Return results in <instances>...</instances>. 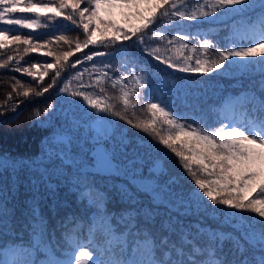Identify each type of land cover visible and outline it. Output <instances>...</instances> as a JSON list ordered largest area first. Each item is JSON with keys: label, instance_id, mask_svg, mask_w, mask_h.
<instances>
[{"label": "snow or ice", "instance_id": "6c2138e0", "mask_svg": "<svg viewBox=\"0 0 264 264\" xmlns=\"http://www.w3.org/2000/svg\"><path fill=\"white\" fill-rule=\"evenodd\" d=\"M65 22L84 39L55 34ZM41 29L53 30L47 40ZM10 44L16 53L0 69L12 62L39 88L16 80V96L41 97L65 69L75 71L43 113L34 111L29 126L45 132L39 151H0V178L11 181L0 183V264H264V0H0V50ZM43 49L51 63L20 66ZM227 76L258 77L259 87L204 102L206 81ZM140 107L149 118H130ZM21 186L28 195L18 225L12 193Z\"/></svg>", "mask_w": 264, "mask_h": 264}, {"label": "trees", "instance_id": "16d2710c", "mask_svg": "<svg viewBox=\"0 0 264 264\" xmlns=\"http://www.w3.org/2000/svg\"><path fill=\"white\" fill-rule=\"evenodd\" d=\"M47 3L48 0H33V3L39 4V3ZM196 0H191V3H195ZM143 10V8L141 9ZM124 11H128L125 9ZM134 11V9H133ZM121 9H115L114 10V16L113 18L120 24H123L125 22V18L120 14ZM21 14L17 13L16 16L19 17ZM237 20V23H242V21L239 18H233ZM186 26L188 25H195L196 22L192 21H185L183 22ZM229 24H231V21H228ZM18 28V26H15ZM159 27V25L157 26ZM75 26L71 25L70 22H65L63 25L57 26V30L55 31V34H63L68 35L72 39H76L79 37L80 40H83L84 37L82 34H80L78 31L73 30ZM31 30L24 29L19 32L17 31H11L9 33V39L11 38L12 35H24L27 32ZM42 35L40 36L41 40H47L48 35L53 31L49 29H41L39 30ZM184 31H188V28L186 27ZM227 34V29L222 31L220 33L221 36ZM214 39V38H213ZM191 42H196V41H191ZM250 46V45H249ZM23 45L21 43L19 51L22 53L23 52ZM53 47H57L56 45H53ZM91 47V46H90ZM64 51H67V47L65 46L63 48ZM97 50H103L97 49ZM47 51V49L41 50L40 53H29L24 56V59L21 60L20 66L23 67H29L32 64H40L43 65L45 62L51 63L52 58H46L43 56V52ZM85 52L88 50L85 49ZM16 53V45L15 44H10L9 49L7 52H4L3 50H0V59H6L8 55H15ZM80 53H77L76 56H80ZM208 57L214 58V50H210L209 53L207 54ZM74 58H70L72 60ZM96 62L99 64V59H96ZM91 62L85 63V67H88ZM16 65L12 62L9 63L8 69H0V104H2L6 99H7V94L9 92H13L12 85L16 83V80H20L21 83L23 84L24 88H36L39 90L37 83L35 80H33L32 77L27 76L26 73H18L12 70ZM80 66H77V69H79ZM113 69L116 73H121L123 72V68H120L119 65L113 64ZM33 71L37 72V77L39 76L40 72L43 71V67H41L39 70L33 69ZM74 71L72 69H65L64 72L61 73V78L57 81V84L54 86L53 89H50L48 93H45L41 97H35V96H30L27 98V100L23 96H16V94L13 92V98L8 101L6 110L4 112L3 116H0V151H8L16 155H21V156H29V155H35L40 148V141L42 136L45 134L44 130L39 128V127H30V120L34 114V111L36 109L41 110L43 113V109L47 106L49 102H53L52 98L56 95V92L58 91L59 87L63 86V81L64 79L67 78V76L74 75ZM54 75V72L52 70H49L48 76L45 77V82L44 86L46 87L48 83H51V80L49 79L50 76ZM178 76H191L193 74H184V73H178ZM258 77H250V78H242L239 81L234 79L232 76H227V77H221V78H214V79H208L206 81L205 86L202 88L201 93L198 95L202 96V100L204 102H212V101H218L222 99L225 96L228 95H235L238 94L242 88L246 87H259L258 84ZM88 77L85 75L84 81L87 82ZM75 81L73 82L75 86ZM107 92L109 95L115 97L119 95V89L117 88H112L110 84L105 85ZM24 88H19L18 90L22 92ZM79 99V98H77ZM142 101L144 97H141ZM17 101H22L20 106L16 109V112L19 113V115H16L11 109L14 104L17 103ZM116 102V101H114ZM117 103V110H120V105L118 102ZM180 104H187V101L181 100L179 102ZM191 104L195 105L196 101H192ZM132 111L129 110L128 115L130 118L134 119H147L149 118V114L147 112L146 108H137L135 110V117L132 116ZM16 117L14 120L12 117ZM111 119L117 120L118 123L123 125L126 130L136 134L137 138L139 137H146L144 140V143H147L149 140H152L151 137H148L147 134L140 132L137 129L131 128V126L125 125L124 121L119 120L118 117H112ZM188 123H191V120L187 121ZM218 126V125H216ZM163 134V133H162ZM154 144L158 145V140H153L152 141ZM159 149H164L163 145H158ZM158 149L154 150L157 151ZM165 151L168 152V164L171 169V171L175 174L181 175L184 177L185 182L194 185V181L190 176H188L184 169L182 168L181 162L179 161V158L175 156L174 153H171L170 150L164 149ZM0 183H6V184H11V181L7 178H0ZM12 195L15 196L14 201L12 203L15 206L16 212H15V217H16V223L22 224L24 222V201L28 195V193L25 190L24 186H21L19 189L15 190ZM47 212V209H45ZM246 215L249 216H254V213H247Z\"/></svg>", "mask_w": 264, "mask_h": 264}]
</instances>
